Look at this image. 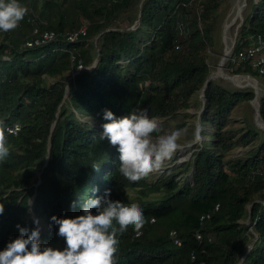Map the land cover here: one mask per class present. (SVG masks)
Instances as JSON below:
<instances>
[{
    "label": "trees",
    "instance_id": "trees-1",
    "mask_svg": "<svg viewBox=\"0 0 264 264\" xmlns=\"http://www.w3.org/2000/svg\"><path fill=\"white\" fill-rule=\"evenodd\" d=\"M20 2L27 15L0 32V119L20 127L0 164V250L19 236L17 224L42 228L41 244L63 249L51 217L81 215L84 201L111 189V199L138 203L146 219L139 235L129 227L118 237V264H264V131L247 115L254 92L211 81L198 99L222 1ZM82 27L83 36L66 40ZM34 30L55 39L25 47ZM248 37L264 43V0L247 2L232 57ZM228 66L264 85L248 60ZM199 107L207 140L185 163L138 183L120 174L117 149L100 140L106 109L117 117L146 109L168 132Z\"/></svg>",
    "mask_w": 264,
    "mask_h": 264
},
{
    "label": "clouds",
    "instance_id": "clouds-1",
    "mask_svg": "<svg viewBox=\"0 0 264 264\" xmlns=\"http://www.w3.org/2000/svg\"><path fill=\"white\" fill-rule=\"evenodd\" d=\"M28 13L20 0H0V32L15 31ZM100 140H107L119 153V172L130 183H138L172 161L183 146V129L165 132L156 118H150L146 109L117 117L105 110ZM93 127V122L91 124ZM202 126L194 130L192 143L202 141ZM17 134L15 126H7L0 119V164L11 154L8 137ZM94 171L100 166L93 165ZM98 189H93V192ZM71 207H76L74 201ZM82 214L75 217L52 216L58 227L57 236L64 240L63 249L43 246L39 227L31 231L16 225L19 236L0 250V264H118L119 236L129 227L137 233L146 223L138 203L125 204L111 199V189L102 197L90 198L80 205ZM0 204V215L4 212ZM39 225V219L33 221Z\"/></svg>",
    "mask_w": 264,
    "mask_h": 264
},
{
    "label": "rangeland",
    "instance_id": "rangeland-1",
    "mask_svg": "<svg viewBox=\"0 0 264 264\" xmlns=\"http://www.w3.org/2000/svg\"><path fill=\"white\" fill-rule=\"evenodd\" d=\"M221 1H222V5H221V9H220V19H219V24H218L216 32H215V42H216L215 53L211 54L210 60H209V66L211 68L210 76H212V74L214 73V71L216 70V68L219 66V64L221 62V58H222L221 56L223 55V51H224V44H223V39H222V37H223V25L226 21L225 19L227 18L228 14H229L228 12L231 11V8L233 7V4L235 2V0H221ZM248 1L249 0H245V4H244V7L241 11L240 17L236 21H234L235 24L233 23V25L230 27L229 32H228V36L230 39V42H229L230 52H229V56L225 60L226 63L224 62L225 65L223 64V71L226 75H228L230 77H250V76H245V75H234L232 72V69L228 66V63L231 62V64H234V68H236L238 66V64L241 63V62H237L235 57H232V52H233V48H234V45L236 42L238 28L240 27V25L243 21ZM251 1L256 2L257 0H251ZM119 27L126 28L127 24L125 22H121V23H119ZM133 27L134 26H132L131 28H133ZM262 56H263V54H261V53L256 54L254 57V60H255L254 63H256V61L259 60L260 58H262ZM251 63L254 64L253 60L251 61ZM251 67L253 68V66H251ZM233 71H234V69H233ZM250 78L255 80L257 82V84L259 85V89H260L258 92V95H259L258 99H259L260 97L264 96V85L262 83H260L258 80H256L255 78H253V77H250ZM212 81L216 82L219 86H221L225 89H229V90L251 89V90H253V92H255V90L252 87L249 88V86H245L242 88H238V87L234 86L232 83H230V82H228L222 78H214ZM254 95H255V93H254ZM65 98L68 100L67 96ZM198 99L202 103H204V99L202 98L201 93H200ZM257 104H258V106H256V109L259 110V100H257ZM201 111H202V108L200 109V107H199V109L198 108L197 109H195V108L188 109L186 112L189 113L190 116L187 119H185V125L181 128H178V127L182 126V121H180V122L173 124L170 127V129L168 130V132H171L172 130H175V129H183L184 130V135L180 140V143L183 146V149H182V151H179L176 154V156L173 158V160L168 162L165 165V167L170 166V163H174L176 165L183 164L190 159L191 154L194 151L195 145L199 144V143L193 144L192 143V137L194 134V130L198 126H200V113H201ZM247 115L251 116L252 121H253L254 125L256 126V122L254 120L255 109L253 107V100L250 102V108L247 111ZM233 117H235V119L237 120L240 118V115L238 112H235L233 114ZM204 129L205 128H203V131H204ZM260 130L264 131L263 129H260ZM203 140H207V138L204 137V135H202V141ZM237 152H240V150H238ZM161 172L162 171H160L159 173L152 174V176H156V175L160 174ZM40 230H42V228H40Z\"/></svg>",
    "mask_w": 264,
    "mask_h": 264
},
{
    "label": "built area",
    "instance_id": "built-area-1",
    "mask_svg": "<svg viewBox=\"0 0 264 264\" xmlns=\"http://www.w3.org/2000/svg\"><path fill=\"white\" fill-rule=\"evenodd\" d=\"M85 34V28L82 27L80 28L76 33L74 34H68L66 40L69 42H75L77 39L78 35H84ZM33 35H35V39L27 40L24 43L25 47H32V46H40L44 45L48 42H51L55 39V34L53 32H43V33H37L36 30L33 31ZM249 45L247 48L242 49L237 53L235 56V59L237 62H241L243 60H248L250 66H253L254 69H258L261 74L264 76V55L262 58L255 62L254 57L256 54L261 53L263 54V49H264V43L259 37H248L247 38ZM253 60V63L251 61ZM8 126H15L17 129V132L19 131L20 127L16 123H12ZM174 233H171V237L173 239V243L175 245H180V242L174 238Z\"/></svg>",
    "mask_w": 264,
    "mask_h": 264
},
{
    "label": "bare ground",
    "instance_id": "bare-ground-1",
    "mask_svg": "<svg viewBox=\"0 0 264 264\" xmlns=\"http://www.w3.org/2000/svg\"><path fill=\"white\" fill-rule=\"evenodd\" d=\"M244 4H245V0H235L233 7L231 8V11L228 12L229 14H228L227 18L225 19L226 21L223 25V37H222V39H223V44H224V51H223V55L221 56L222 57L221 62H220L221 66H218L216 68V70L212 74V78L213 79L214 78H222V79L232 83L234 86H236L238 88H242L245 86H249V88L252 87L257 94V100H258V97H259L258 92L260 89H259V85L257 84V82L255 80L251 79L250 77H230V76L226 75L223 71V64H224L226 58L229 56V52H230V46H229L230 39L228 36V32H229L230 27L233 25L234 21H236L240 17V14H241V11L244 7ZM253 105H254V107H256V101L253 103ZM256 122L260 128L264 129V124L262 123V121L260 119L257 118Z\"/></svg>",
    "mask_w": 264,
    "mask_h": 264
},
{
    "label": "water",
    "instance_id": "water-1",
    "mask_svg": "<svg viewBox=\"0 0 264 264\" xmlns=\"http://www.w3.org/2000/svg\"><path fill=\"white\" fill-rule=\"evenodd\" d=\"M219 66H221V64H219ZM213 80V78H212V76H209L208 77V80L206 81V83H205V85H204V87H203V89H202V91H201V96H202V98L204 99V91H205V88L207 87V85L211 82ZM255 93V97H254V99H253V103L256 101V106L258 105L257 104V94H256V92H254ZM253 107H254V105H253ZM254 109H255V117H254V120H255V122H256V119L258 118V119H260V117H259V110L258 109H256V107H254ZM261 120V119H260ZM262 121V120H261ZM262 123L264 124V122L262 121ZM256 126L259 128V129H262V128H260L259 127V125L257 124V122H256ZM264 130V129H263ZM253 244V243H252ZM251 244V245H252Z\"/></svg>",
    "mask_w": 264,
    "mask_h": 264
}]
</instances>
